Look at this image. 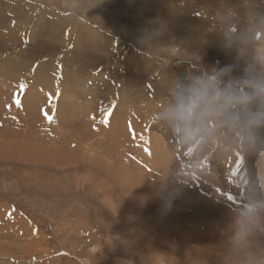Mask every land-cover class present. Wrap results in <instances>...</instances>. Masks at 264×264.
<instances>
[{
	"label": "rangeland",
	"instance_id": "374dc122",
	"mask_svg": "<svg viewBox=\"0 0 264 264\" xmlns=\"http://www.w3.org/2000/svg\"><path fill=\"white\" fill-rule=\"evenodd\" d=\"M0 264H264V0H0Z\"/></svg>",
	"mask_w": 264,
	"mask_h": 264
},
{
	"label": "snow or ice",
	"instance_id": "6c2138e0",
	"mask_svg": "<svg viewBox=\"0 0 264 264\" xmlns=\"http://www.w3.org/2000/svg\"><path fill=\"white\" fill-rule=\"evenodd\" d=\"M17 104H19V101H17ZM111 115H112V111L111 110L106 111V116H109L110 117ZM104 122L107 123L108 121L105 120ZM129 128L131 130V125H129ZM133 135L135 136V133H133Z\"/></svg>",
	"mask_w": 264,
	"mask_h": 264
},
{
	"label": "bare ground",
	"instance_id": "6f19581e",
	"mask_svg": "<svg viewBox=\"0 0 264 264\" xmlns=\"http://www.w3.org/2000/svg\"><path fill=\"white\" fill-rule=\"evenodd\" d=\"M121 171H123L122 169H121ZM119 173V172H118ZM120 174V173H119ZM121 174H122V172H121ZM128 175V174H127Z\"/></svg>",
	"mask_w": 264,
	"mask_h": 264
}]
</instances>
